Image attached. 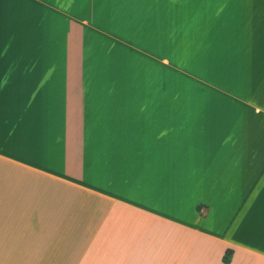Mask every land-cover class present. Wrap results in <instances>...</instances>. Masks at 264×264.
I'll use <instances>...</instances> for the list:
<instances>
[{"label": "crops", "instance_id": "1", "mask_svg": "<svg viewBox=\"0 0 264 264\" xmlns=\"http://www.w3.org/2000/svg\"><path fill=\"white\" fill-rule=\"evenodd\" d=\"M0 264H264V0H0Z\"/></svg>", "mask_w": 264, "mask_h": 264}, {"label": "trees", "instance_id": "2", "mask_svg": "<svg viewBox=\"0 0 264 264\" xmlns=\"http://www.w3.org/2000/svg\"><path fill=\"white\" fill-rule=\"evenodd\" d=\"M197 207H198V206H197ZM229 254H230V251L228 250L227 253H225V258H224L225 260H228V256H229Z\"/></svg>", "mask_w": 264, "mask_h": 264}]
</instances>
